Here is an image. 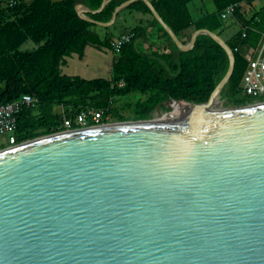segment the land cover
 Listing matches in <instances>:
<instances>
[{
    "label": "water",
    "instance_id": "95a60500",
    "mask_svg": "<svg viewBox=\"0 0 264 264\" xmlns=\"http://www.w3.org/2000/svg\"><path fill=\"white\" fill-rule=\"evenodd\" d=\"M143 1L180 50L215 40L225 76L205 103L0 149V264H264V103L174 110L222 104L235 53L206 29L181 44Z\"/></svg>",
    "mask_w": 264,
    "mask_h": 264
},
{
    "label": "trees",
    "instance_id": "16d2710c",
    "mask_svg": "<svg viewBox=\"0 0 264 264\" xmlns=\"http://www.w3.org/2000/svg\"><path fill=\"white\" fill-rule=\"evenodd\" d=\"M10 1L0 0V82L4 84L0 89V105L23 94H32L39 99L37 109L41 110L37 118L34 109L21 113L16 133L18 142L59 132L66 119L74 120L86 107L108 109L114 120L122 118L116 107L117 97L133 93L149 94L133 109L139 120L170 98L205 103L228 70L225 50L210 36L198 35L193 46L182 51L154 17L151 26H157L162 34L156 37L149 26L131 30L134 37L120 50L111 80L69 76L61 69L66 57L78 54L82 58L87 46L112 50L113 39L109 35L117 28V21L102 28L106 32L103 37L94 27L109 22L115 10L129 0H110L100 11L97 10L106 0H14L13 6L9 5ZM192 1L151 0L150 3L178 39H182L191 27L220 33L225 21L221 12L236 4L235 15L240 16L239 4L243 0H213L216 11L198 22L188 8ZM78 5L84 6L82 14L92 21L78 12ZM125 10L154 16L143 0L133 2ZM120 17L121 12L117 19ZM242 23L249 27L247 37L242 39L241 29L226 41L235 53V68L221 94L226 105L235 107L255 101L243 94V78L252 56L245 55L241 46L249 44L254 50L259 47L264 35V7ZM29 40L36 46L22 50ZM237 47L240 51L235 50ZM63 104L73 107L64 114L53 111L55 106Z\"/></svg>",
    "mask_w": 264,
    "mask_h": 264
},
{
    "label": "crops",
    "instance_id": "0c3cea01",
    "mask_svg": "<svg viewBox=\"0 0 264 264\" xmlns=\"http://www.w3.org/2000/svg\"><path fill=\"white\" fill-rule=\"evenodd\" d=\"M53 1L58 2L62 0ZM148 1L150 2L151 0ZM262 7H264V0H243L239 4V8L241 9L240 16L235 15L233 18L224 21V26L220 30V33L216 32V34L219 33L220 37L225 41H229L243 27L242 21L244 19H250ZM188 8L195 22L206 18L210 13L216 11L213 0H193L188 4ZM120 12L121 17L119 19L116 17L115 21H119L117 27H123L127 33L138 26H149L150 31H153L154 34L159 33L160 35L163 32L157 26H151L154 18L151 14H144L139 11H126L125 8ZM94 28L96 29V27ZM97 28L102 29L103 26L98 25ZM196 31L194 27H191L186 32H191L192 36ZM263 38L264 35L261 42ZM241 51L247 56H252L256 50L249 44H246L241 46ZM116 57L117 54L112 50L106 48L99 50L93 46H87L82 58L78 54H72L71 57H66V64L61 69L63 74L69 76H79L89 80L97 78L111 80L113 76V64L117 59Z\"/></svg>",
    "mask_w": 264,
    "mask_h": 264
},
{
    "label": "built area",
    "instance_id": "2783aa9c",
    "mask_svg": "<svg viewBox=\"0 0 264 264\" xmlns=\"http://www.w3.org/2000/svg\"><path fill=\"white\" fill-rule=\"evenodd\" d=\"M14 4V0H11L9 3L10 6ZM236 10V4L229 5L221 12V19L226 21L233 18ZM241 29L242 39H245L248 35L249 27L243 26ZM133 37V32L120 35L112 41V51L120 53L123 46L130 43ZM235 50L240 51V47H237ZM122 85L123 83H120V86ZM242 87L244 95L254 98L255 101H264V38L258 49L250 57L249 67L244 75ZM38 105L39 99L32 94H23L18 99L0 105V137L7 139V144L4 147L20 143L16 135L19 117L24 110L35 109ZM112 119L110 113H108V109L86 107L74 120L66 119L60 131L82 126L106 124L112 122Z\"/></svg>",
    "mask_w": 264,
    "mask_h": 264
},
{
    "label": "rangeland",
    "instance_id": "374dc122",
    "mask_svg": "<svg viewBox=\"0 0 264 264\" xmlns=\"http://www.w3.org/2000/svg\"><path fill=\"white\" fill-rule=\"evenodd\" d=\"M28 1H30V0H28ZM7 2H8V0H4V3H7ZM118 22L119 21H117V24H118ZM95 30L98 31L101 34L102 37L106 36L105 35L106 32L103 29L96 27ZM125 30L126 29H124L123 27H117L116 29H112V32H110L109 36H110L111 39L115 40L121 34L127 33ZM189 34H190V32H186L182 36V39H179L181 44L186 45V44H188L190 42ZM155 35H156V37H159L158 33H156ZM35 46L36 45L34 44V42L32 40H29L22 46L21 49L22 50H31ZM114 53L117 54L116 58H118L120 56V53H116V52H114ZM3 86H4V84L0 82V89L3 88ZM148 96H149V94L133 93V94H130L128 96L117 97L116 107L118 108V112L122 115V118H117L115 120L112 119V122H110V123L138 120V119H136L137 117H135L133 115V109H134L135 105L138 102L146 100ZM261 103H264V101H262V100L261 101H254V102L248 104L247 106L261 104ZM170 105H171V103L169 101H167V102H164L162 105H159L156 108H154L152 110H149L146 118L152 117L153 114L155 113V111L158 108H169V109H172L170 107ZM72 107H73L72 104H70V105L63 104V105L55 106L53 111L56 112V113L64 114V112L66 110H71ZM239 107H244V106L235 107V106H232V105H226L225 102L223 101L222 104L216 105V106L212 107V109H214L216 111L225 110L227 112V111H230L232 109L239 108ZM37 108L34 109V117H36V118L39 117L40 114H41V110H39ZM174 110L183 112V110L180 109L179 106H177ZM6 144H7V139L5 137H0V149L5 148L4 146Z\"/></svg>",
    "mask_w": 264,
    "mask_h": 264
},
{
    "label": "bare ground",
    "instance_id": "6f19581e",
    "mask_svg": "<svg viewBox=\"0 0 264 264\" xmlns=\"http://www.w3.org/2000/svg\"><path fill=\"white\" fill-rule=\"evenodd\" d=\"M185 114H213L216 113L214 109L204 110L201 106H179Z\"/></svg>",
    "mask_w": 264,
    "mask_h": 264
}]
</instances>
